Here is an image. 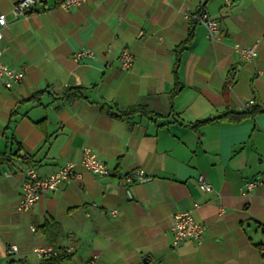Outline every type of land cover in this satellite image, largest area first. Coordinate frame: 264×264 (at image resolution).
I'll use <instances>...</instances> for the list:
<instances>
[{
	"label": "crops",
	"instance_id": "obj_1",
	"mask_svg": "<svg viewBox=\"0 0 264 264\" xmlns=\"http://www.w3.org/2000/svg\"><path fill=\"white\" fill-rule=\"evenodd\" d=\"M17 1L0 0L7 21L1 61L25 73L10 89L0 84V152L32 155L47 176L89 149L109 174L78 166L79 178L18 213L23 172L1 168L0 264H40L31 250L46 245L70 250L61 264H264V113L190 126L241 111L250 100L264 103V1L86 0L65 8L47 0L15 17ZM200 6L218 21L221 39L194 24L174 73L175 47ZM236 44L253 46L256 56L244 60ZM82 49L95 56L75 61ZM124 49L134 56L129 70L119 60ZM175 77L179 90L170 97ZM72 86L86 88L87 99H64ZM136 104L157 116L121 120L108 112ZM140 170L149 181H126ZM199 175L211 192L199 189ZM254 179L261 184L243 193ZM180 212L207 226L201 243L171 246L172 217ZM52 222L54 244L40 229L46 224L51 234ZM9 245L20 253L8 256Z\"/></svg>",
	"mask_w": 264,
	"mask_h": 264
},
{
	"label": "built area",
	"instance_id": "obj_2",
	"mask_svg": "<svg viewBox=\"0 0 264 264\" xmlns=\"http://www.w3.org/2000/svg\"><path fill=\"white\" fill-rule=\"evenodd\" d=\"M62 7L70 8L79 6L86 0H59ZM47 0H18L12 9V13L15 17L25 16L29 12L37 9L42 3ZM226 4H229L231 0H224ZM199 7V15L195 16L196 20L201 23L207 30L208 37L215 40H220V25L218 21L211 18L203 9ZM7 24L6 17L0 14V27H5ZM1 41V32H0ZM236 53L244 60H251L256 56V50L253 46H241L236 44L234 46ZM110 49H106L109 52ZM4 49L0 45V84L5 88L10 89L15 85L20 84L25 76L24 71L13 69L3 64L1 61ZM95 56L94 51L82 49L73 55V59L77 62L88 57L93 58ZM119 60L122 69L129 70L134 63V56L129 53L128 50H123L119 55ZM253 100H250L247 105H251ZM81 166L94 175L106 176L109 174V168L105 162H103L97 155L91 152L89 149L82 151V156L78 162H68L61 167L58 171L47 175L41 176L35 167H28L22 173L21 189L22 195L19 202L16 205V211L18 213H26L32 209L36 202L45 194L50 191L58 190L65 183L75 180L80 177V173L77 171V167ZM138 181L145 183L150 178L145 175L144 171L140 170L138 173H131L126 176L127 182ZM199 189L203 192H211L212 186L206 181L203 175L197 177ZM261 184L260 179H254L244 182L242 185L243 193H251ZM115 213V212H113ZM34 231V228H31ZM207 226L205 224L197 222L189 212L176 213L172 217V223L170 226V243L173 247H178L186 241H194L201 243L203 241ZM66 253H70V250L65 249ZM62 252L61 248H56L51 245L34 247L31 253L40 261L59 256ZM6 253L8 256H15L20 253L17 245L7 246ZM28 264V263H23Z\"/></svg>",
	"mask_w": 264,
	"mask_h": 264
},
{
	"label": "trees",
	"instance_id": "obj_3",
	"mask_svg": "<svg viewBox=\"0 0 264 264\" xmlns=\"http://www.w3.org/2000/svg\"><path fill=\"white\" fill-rule=\"evenodd\" d=\"M234 1V0H231ZM264 1V0H263ZM199 11H197L196 13H194L193 15H191V17H189V24H190V28L188 29L187 32V36L186 38L180 42L176 47H175V63H174V73H175V69L178 67L179 65V60H180V55L181 53L188 49L189 46L191 45L192 41H193V25L198 23V21L196 20L195 16L199 15ZM193 16V17H192ZM233 71V70H232ZM235 80V73L231 72V74L229 73V76L227 77V81L225 83V88L229 89L230 86L232 85V83ZM177 86V77H175V87L173 88V90L170 92V97H173L177 92H178V88ZM86 88L82 87V86H72V87H67L63 94L62 97L66 100H80V99H87L86 96ZM105 105V103H102V106ZM108 112L109 114L117 119H121V120H127L135 115H142V116H146V117H155L157 116L156 114L152 113L146 106L144 105H131L128 106L126 108H118L115 105H111L108 106ZM264 113V103H257L253 100V103L251 105H248L245 109L241 110V111H235V110H227L225 112H223L219 117L217 118H213V119H204L201 121H197L195 123H193L192 125H190L191 127L195 128L197 126H199L200 124H204L206 122L212 121V120H216V119H228V120H233L234 122H238L241 121L242 119L246 118V117H255L258 114ZM42 124V121L37 122L36 124ZM40 127V126H39ZM43 132V128H40ZM31 157H33L32 155H28V154H20V149H17L15 152L7 154L4 152H0V169L1 168H5V167H9L11 164L15 166V172H24L26 168L28 167H35V162L31 159ZM15 160L17 161L16 163ZM261 228L264 230V226L260 225ZM47 225L43 224L40 226L41 229V233L46 236V238L48 239L49 243L54 244L55 242L53 240H50V236L52 235V233L55 231H57V225L55 222H52L51 225L48 227L51 231V234H48L45 232L44 228H46ZM258 248L264 258V243L259 244ZM62 249V248H61ZM70 253H66V250L62 249V252L59 256L56 257H51V258H46L42 261H40V264H61L63 261L68 260V258L70 257Z\"/></svg>",
	"mask_w": 264,
	"mask_h": 264
}]
</instances>
